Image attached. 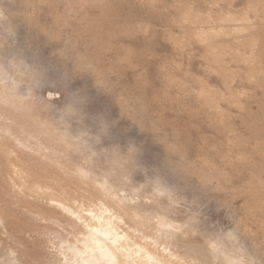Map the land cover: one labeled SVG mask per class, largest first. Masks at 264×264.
<instances>
[{
    "label": "clouds",
    "instance_id": "9594fccd",
    "mask_svg": "<svg viewBox=\"0 0 264 264\" xmlns=\"http://www.w3.org/2000/svg\"><path fill=\"white\" fill-rule=\"evenodd\" d=\"M0 264H264V0H0Z\"/></svg>",
    "mask_w": 264,
    "mask_h": 264
}]
</instances>
